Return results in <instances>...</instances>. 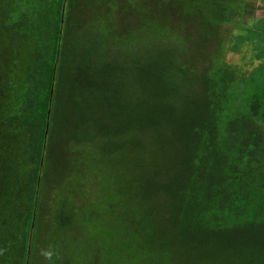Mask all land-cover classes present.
<instances>
[{
    "label": "trees",
    "instance_id": "1",
    "mask_svg": "<svg viewBox=\"0 0 264 264\" xmlns=\"http://www.w3.org/2000/svg\"><path fill=\"white\" fill-rule=\"evenodd\" d=\"M254 9L0 0V264H264Z\"/></svg>",
    "mask_w": 264,
    "mask_h": 264
},
{
    "label": "rangeland",
    "instance_id": "2",
    "mask_svg": "<svg viewBox=\"0 0 264 264\" xmlns=\"http://www.w3.org/2000/svg\"><path fill=\"white\" fill-rule=\"evenodd\" d=\"M248 3H253L256 7V10L254 9L253 12L249 15L245 16L244 23H248L247 20H250V18L256 16L257 19L252 20L251 24L249 26L256 29V35L254 33V30L252 31V34L254 35V38L251 42V44H247V47L254 48L255 45H258L260 48H264V7L261 8V5H264V2L261 0H247ZM257 36V37H256ZM259 51V50H258ZM258 54V52H257ZM242 57L243 55L241 53L236 54H228L227 59L231 60L237 64H242ZM255 53L249 49V51L246 54V58H254ZM258 63L257 60L253 61V65H256Z\"/></svg>",
    "mask_w": 264,
    "mask_h": 264
}]
</instances>
